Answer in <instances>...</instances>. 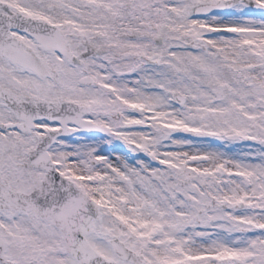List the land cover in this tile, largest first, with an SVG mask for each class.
<instances>
[{
  "label": "snow or ice",
  "instance_id": "snow-or-ice-1",
  "mask_svg": "<svg viewBox=\"0 0 264 264\" xmlns=\"http://www.w3.org/2000/svg\"><path fill=\"white\" fill-rule=\"evenodd\" d=\"M0 264H264V0H0Z\"/></svg>",
  "mask_w": 264,
  "mask_h": 264
}]
</instances>
